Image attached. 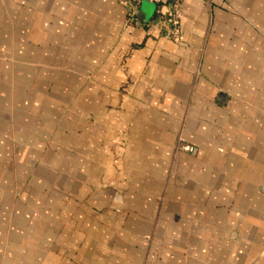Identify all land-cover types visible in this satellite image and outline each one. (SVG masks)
I'll return each mask as SVG.
<instances>
[{"label":"crops","instance_id":"crops-1","mask_svg":"<svg viewBox=\"0 0 264 264\" xmlns=\"http://www.w3.org/2000/svg\"><path fill=\"white\" fill-rule=\"evenodd\" d=\"M161 14L0 0V264H264V0Z\"/></svg>","mask_w":264,"mask_h":264},{"label":"built area","instance_id":"built-area-1","mask_svg":"<svg viewBox=\"0 0 264 264\" xmlns=\"http://www.w3.org/2000/svg\"><path fill=\"white\" fill-rule=\"evenodd\" d=\"M183 1L184 0H123V4L131 10V20L136 16L137 9L143 2H148L157 6L164 17L163 22L168 26V37L176 44L183 45L184 37L182 34L181 24L183 18ZM164 11V12H163ZM178 150L187 153H193L194 148L189 145H177Z\"/></svg>","mask_w":264,"mask_h":264}]
</instances>
